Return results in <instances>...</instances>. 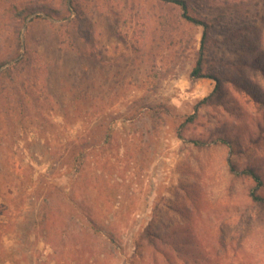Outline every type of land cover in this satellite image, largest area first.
Returning <instances> with one entry per match:
<instances>
[{
  "label": "rangeland",
  "instance_id": "obj_1",
  "mask_svg": "<svg viewBox=\"0 0 264 264\" xmlns=\"http://www.w3.org/2000/svg\"><path fill=\"white\" fill-rule=\"evenodd\" d=\"M182 1L215 93L167 0H0V264H264V0Z\"/></svg>",
  "mask_w": 264,
  "mask_h": 264
},
{
  "label": "trees",
  "instance_id": "obj_2",
  "mask_svg": "<svg viewBox=\"0 0 264 264\" xmlns=\"http://www.w3.org/2000/svg\"><path fill=\"white\" fill-rule=\"evenodd\" d=\"M167 2L175 4L176 6L181 8L182 18L184 20H186L187 22H189L193 25H196V26H199L202 28V35H201L200 47L198 50V57H197V61L195 63V66L191 72V76L194 78L207 77V78L213 79L216 83L215 87H214V93L219 91L221 88V81H222L221 78L219 77V75L211 74V75L207 76L204 74V71H203L204 66H205V61H206L207 43L209 41V32H210L209 24L206 21L199 20L193 16H190L187 12V5L184 1H182V0H167ZM19 15L26 17V14L19 13ZM27 16H28V14H27ZM260 22L262 24V27L264 28V19H261ZM263 57H264V55H263ZM261 70H264V67ZM263 74H264V71H263ZM212 97H213V95L211 94L209 97L204 98L202 102L203 103L208 102ZM245 172L256 183V188L262 185V182L260 181L259 177L252 170H246ZM251 197L256 202L264 203V198L255 194V193H253L251 195Z\"/></svg>",
  "mask_w": 264,
  "mask_h": 264
}]
</instances>
